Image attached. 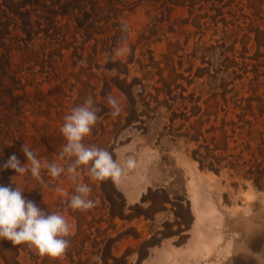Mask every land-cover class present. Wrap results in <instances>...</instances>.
Masks as SVG:
<instances>
[{"label":"trees","instance_id":"trees-1","mask_svg":"<svg viewBox=\"0 0 264 264\" xmlns=\"http://www.w3.org/2000/svg\"><path fill=\"white\" fill-rule=\"evenodd\" d=\"M142 1L0 0V185L21 187L24 189V197L37 205L44 196L45 187H54L59 181L69 177L65 172L58 179L52 178L46 170H42L44 181L50 180L45 186L34 179L30 172L24 176L17 175L11 169H3L2 165L13 154L21 164L27 162L21 151L24 144L34 150L42 161L64 164L59 160V153L66 140L60 127L64 123V117L74 107L82 105L88 97H92L95 106L99 108V119L83 142L85 145L107 149L115 160V147L120 143V132L117 134V131L136 122L138 114L134 105L136 97L143 98V90L138 89L140 82L136 77L129 80V64L133 62V58L128 57L126 61L115 58L114 49L121 45L122 40L129 39L130 30L123 33L120 27L127 15L125 11L131 12ZM150 1L158 3V12L150 22L152 27L146 32L150 36H157L162 22L166 21L170 28L168 17L174 7H186L189 19L196 22L199 20V13L196 12L204 8L199 5L209 0ZM213 1L209 8L215 13L205 12L203 16L222 22L223 27L214 28L218 39L208 53L200 49L202 44L198 41L192 55L199 51L202 53V62L219 65L220 72H225L230 67L232 61L229 57L236 53L237 42L245 45L247 40L253 39L255 55H264V29H259L258 22L264 0H248L244 5L248 13L242 7L227 9L226 15L233 18L231 21L225 18L222 8H227L232 0H225L223 6L219 4L223 0ZM8 9L11 17L5 20L3 18L7 17ZM217 17L219 18L216 20ZM243 19H248V30L244 26L245 21L241 24ZM198 28L200 31V26ZM12 31L15 33L12 34ZM164 32V35L168 32L176 33L171 29ZM141 36L143 34L140 35L143 45L140 55L145 52L152 60L153 50L149 46L156 39ZM91 41L93 43L89 47L88 43ZM38 42L41 50H37L36 55H25ZM168 45L170 47L171 43ZM53 46L60 51L71 49L72 52L67 58L66 55H53ZM88 49L91 51L88 52ZM129 55H135L134 46ZM82 61L85 63L81 64ZM57 62L63 63L60 71L56 68ZM169 75L172 79L171 72ZM54 77L59 79L60 84L56 95L42 92L39 89L41 85ZM224 78L216 76L215 81L220 79L222 83L214 82L211 91H201L197 97L190 94L187 98L192 101V106L185 107L182 112L184 119L188 121L192 116L196 117L193 122H189L184 134V137L195 143L190 156L200 169L216 174L226 170L231 176L245 180L264 177V91H259L257 80L246 88L243 83L240 86L234 82L225 84ZM237 78L239 79L235 77L233 81ZM161 81L164 91L171 95V84L166 79L161 78ZM115 86L124 94V100L128 103L127 108L122 107V112L127 114L124 123L120 115L115 124L112 110L106 103V97L114 94ZM204 93L208 95L203 106L199 98ZM29 108L38 110L32 120L26 116ZM52 114L54 115L51 116ZM42 115L45 119L40 118ZM64 166L67 167L66 164ZM79 171V178H83L80 182L92 188L91 198L98 199L102 204L101 207L97 205L88 211L75 210L77 233L84 235L82 241L78 242L82 245L78 252L81 257L87 254L85 242H89L94 227L97 235L92 242L93 246H97L96 253L101 264H141L148 257L150 248L160 245L162 240L176 237L174 243L182 245L190 237L194 215L184 188L180 192H172L170 185L148 187L138 202L128 204L111 179L94 180L95 183H91L92 178L87 171L83 167ZM75 187L76 183L71 194H75ZM115 194L120 195V202L114 199ZM168 205L171 206L170 209L167 208ZM162 210L171 212L172 220L167 221L163 228L155 227V216ZM105 215H108V221H114L116 217L128 221L141 217L149 220L146 237L141 239L143 235L136 227H130L129 231L116 233L115 236L109 235L107 231L101 230ZM130 235L135 240H141L138 245L128 246L120 254L114 253L116 245ZM73 241L76 249L77 241L74 238ZM20 245L0 240V258L3 264H18L22 250L19 249Z\"/></svg>","mask_w":264,"mask_h":264},{"label":"rangeland","instance_id":"rangeland-1","mask_svg":"<svg viewBox=\"0 0 264 264\" xmlns=\"http://www.w3.org/2000/svg\"><path fill=\"white\" fill-rule=\"evenodd\" d=\"M212 1H203L199 5L204 8L196 12L199 13V20L197 19L196 22H193L192 18L189 19L186 7H174L168 17L170 28L166 21L162 22L161 29H159L160 34L157 36L148 35L146 30L152 27L150 22L158 12V3L143 0L131 12L125 11L127 14L125 21L130 30L127 43L131 50L134 46L135 55L118 57L114 54V57L122 61H126L128 57L133 58V62L129 64V80L132 77L139 80L138 89L143 90V98L136 97L134 105L138 114L136 122L117 131V134L120 132L118 135L120 143L115 147V160L122 162L127 155H134L137 166L133 171L124 175L119 183L114 182L115 187L122 193L128 204L138 202L148 187L170 185L172 192H180V189L184 188L194 215L190 237L186 243L176 245L174 243L176 237L166 238L160 245L150 248L148 257L141 264H257L254 257L264 253V177L245 180L231 176L226 170L216 174L207 169H200L198 163L190 156L195 143L184 137L189 122H193L196 118L192 116L188 121L184 119L182 112L185 107L192 106V101L187 100L188 96L194 94L197 97L201 91H211L214 82L222 83L220 79L215 81L216 76L218 78L224 76L223 83L225 84L234 82L240 86L243 83L246 88L257 80L260 85L259 91H264V55H255L253 39L247 40L245 45L240 42L236 43V53L230 55L232 63L225 72H220V66L217 64L203 63L202 53L199 51L196 55H192L198 41L202 44L200 49L208 53L218 39L214 28L223 27L222 22H216L209 16H203L205 12L215 13L209 8L214 3ZM224 1L219 4L223 6ZM246 2L248 3V0H232V4L227 8L223 6L222 11L226 15L227 9L235 10L237 7L246 9L247 7L244 6ZM262 7L263 10L258 18L259 29H264V5ZM245 11L248 13V9ZM6 13L7 17L3 19L8 20L11 17L9 9ZM225 18L230 19L227 15ZM247 20H241V24L245 21L244 26L248 30ZM198 26H200L201 33H198L200 32ZM162 28L164 31L171 29L176 33L169 34L168 32L164 35ZM13 33L15 32L12 31ZM141 34H143L141 37L148 36L153 40L156 39V42L149 46L153 50L152 60L145 52L144 55H140L143 50ZM92 43V41L89 42L88 46L90 47ZM37 50H41L40 42L25 55H36ZM51 52L53 55H66L67 58L72 50L60 51L53 46ZM62 65V62H57L58 71L61 70ZM170 72L173 80L169 78ZM235 77L239 79L233 81ZM161 78L171 84V95L164 91ZM59 86V79L54 77L50 82L43 83L39 89L42 92H51L53 96L56 95ZM113 95L120 99L122 107L127 108L128 103L124 100V94L116 86ZM207 95L204 93L199 98L203 106ZM37 112V109L29 108L26 116L32 120ZM121 115L124 123L127 114L122 112ZM40 118L45 119L43 115ZM113 118L116 124L119 118ZM82 180L83 178L80 177L79 181ZM49 182L50 180H46L45 184ZM74 183L76 182L67 177L54 187H45L44 196L37 204L45 213L59 211L69 221L72 230L71 235L67 237L70 241L67 253L61 257L42 255L35 247L25 243L20 245L19 249L22 250L18 264H101V261L96 259L98 257L97 246H93L92 242L97 235L95 227L91 230L92 235L89 242H85L84 248L87 254L82 257L78 255L82 248L78 242L82 241L84 235L77 233L75 210L68 207L67 203L61 202L57 191L58 187L62 188L71 196ZM91 183L95 181L91 179ZM114 199L120 202V195L115 194ZM97 205L102 206L100 201ZM170 207L168 205L167 208L170 209ZM172 217L171 212L164 210L158 212L155 216V227L163 228L167 221L172 220ZM149 223V220H144L142 217L131 221L116 217L114 221H108V215H105L101 230L115 236L116 233L129 231L130 227H136L138 232L142 233L141 239H143L146 237ZM111 225L113 228H110ZM73 238L77 241L76 249ZM140 241L135 240L131 235L125 237L116 245L114 253L120 254L128 246L136 247ZM0 264H3L1 258Z\"/></svg>","mask_w":264,"mask_h":264},{"label":"clouds","instance_id":"clouds-1","mask_svg":"<svg viewBox=\"0 0 264 264\" xmlns=\"http://www.w3.org/2000/svg\"><path fill=\"white\" fill-rule=\"evenodd\" d=\"M120 27L123 33L129 31L126 21H122ZM114 54L118 57L131 54L126 39L122 40ZM106 103L110 106L113 117L121 115V101L117 96L109 94ZM98 112L99 108L95 106L92 97H88L82 105L74 107L70 114L64 117L60 132L66 144L59 153V160L64 164L42 161L34 150L24 144L21 151L27 158V164H21L19 158L13 154L2 165L3 169H11L17 175L30 172L41 184H45L42 170H46L56 179L66 172L69 178L76 182L75 194L70 196L66 190L58 187L61 202L67 203L73 210L88 211L95 208L99 201L91 198V186L79 181V169L83 167L93 180L111 179L119 183L124 175L137 166L134 155H127L122 162H117L107 149L85 145L83 142L85 137L91 134L98 122ZM23 191L24 189L17 185L15 188L0 185V240H8L12 245L27 243L42 255L51 257L65 255L70 248L67 237L71 235L72 229L69 221L59 211L45 213L34 201L25 198ZM254 258L257 264H264V253L257 254ZM96 259L99 261L98 257Z\"/></svg>","mask_w":264,"mask_h":264}]
</instances>
